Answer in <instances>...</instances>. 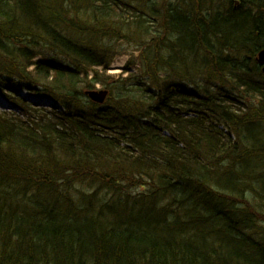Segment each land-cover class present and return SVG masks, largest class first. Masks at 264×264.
<instances>
[{
    "label": "trees",
    "instance_id": "1",
    "mask_svg": "<svg viewBox=\"0 0 264 264\" xmlns=\"http://www.w3.org/2000/svg\"><path fill=\"white\" fill-rule=\"evenodd\" d=\"M239 1L0 0V94L51 102L0 110V264H264V0Z\"/></svg>",
    "mask_w": 264,
    "mask_h": 264
},
{
    "label": "rangeland",
    "instance_id": "2",
    "mask_svg": "<svg viewBox=\"0 0 264 264\" xmlns=\"http://www.w3.org/2000/svg\"><path fill=\"white\" fill-rule=\"evenodd\" d=\"M119 51L120 54L117 56L115 62L112 64V66L110 67V69L108 70V75L111 77H114L115 79H118L120 76H123V72L125 70V66L128 62V60L131 58V56H137L138 53H135L134 50L132 48H130L127 45H120L119 46ZM36 60H41V58H37ZM32 70V68H30V71ZM99 71H101V68L98 69ZM93 77V73L90 74V78L91 79ZM6 91L10 94L9 95H1L0 94V110L4 111V112H15V113H20V107L17 105H14L13 100L15 98H20L22 99L24 102H29L31 104H33L36 107H40V108H44V109H48L51 108L50 107V103H45V104H40V100L43 99L45 101H48L36 94L33 93L34 88H30L28 89L27 87H23L21 85H17L14 83H10L5 87ZM104 88H102L101 85H97V90H103ZM13 97V98H11Z\"/></svg>",
    "mask_w": 264,
    "mask_h": 264
},
{
    "label": "water",
    "instance_id": "3",
    "mask_svg": "<svg viewBox=\"0 0 264 264\" xmlns=\"http://www.w3.org/2000/svg\"><path fill=\"white\" fill-rule=\"evenodd\" d=\"M239 1L235 2V6L238 7ZM257 62L262 66V72L264 74V49L258 53ZM88 97L95 103L103 105L108 97V91L106 90H92L87 93Z\"/></svg>",
    "mask_w": 264,
    "mask_h": 264
},
{
    "label": "bare ground",
    "instance_id": "4",
    "mask_svg": "<svg viewBox=\"0 0 264 264\" xmlns=\"http://www.w3.org/2000/svg\"><path fill=\"white\" fill-rule=\"evenodd\" d=\"M47 102L50 103L49 101H45V100H43V99L40 100V104H45V103H47Z\"/></svg>",
    "mask_w": 264,
    "mask_h": 264
}]
</instances>
